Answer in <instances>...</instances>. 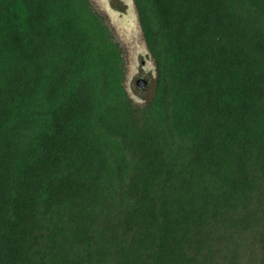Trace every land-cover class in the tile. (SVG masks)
I'll return each instance as SVG.
<instances>
[{"label": "trees", "instance_id": "1", "mask_svg": "<svg viewBox=\"0 0 264 264\" xmlns=\"http://www.w3.org/2000/svg\"><path fill=\"white\" fill-rule=\"evenodd\" d=\"M135 104L90 0H0V264H264V0H134Z\"/></svg>", "mask_w": 264, "mask_h": 264}, {"label": "rangeland", "instance_id": "2", "mask_svg": "<svg viewBox=\"0 0 264 264\" xmlns=\"http://www.w3.org/2000/svg\"><path fill=\"white\" fill-rule=\"evenodd\" d=\"M92 9L103 19L113 42L122 49L123 83L135 104L145 105L155 91L156 66L147 47L134 0H90ZM145 79L140 88L138 79Z\"/></svg>", "mask_w": 264, "mask_h": 264}, {"label": "water", "instance_id": "3", "mask_svg": "<svg viewBox=\"0 0 264 264\" xmlns=\"http://www.w3.org/2000/svg\"><path fill=\"white\" fill-rule=\"evenodd\" d=\"M138 18H139V16H138ZM146 83H147L146 80L143 79V78L137 80V85H138L140 88H143V86H145Z\"/></svg>", "mask_w": 264, "mask_h": 264}]
</instances>
